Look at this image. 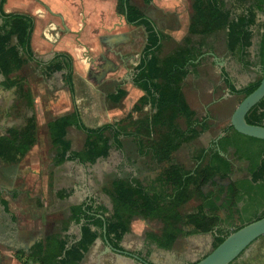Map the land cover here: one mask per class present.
<instances>
[{"label":"trees","instance_id":"obj_1","mask_svg":"<svg viewBox=\"0 0 264 264\" xmlns=\"http://www.w3.org/2000/svg\"><path fill=\"white\" fill-rule=\"evenodd\" d=\"M117 1V9L128 23L147 28L148 40L136 67L134 82L145 91L140 103H151L155 111L132 119L133 131L127 126L131 117L88 127L81 122L77 111L51 121L49 131L52 141L59 147L58 159L62 161L70 149L66 139L68 126L75 124L83 128L87 134L85 146L71 155L83 163H94L99 157L107 156L113 144L122 148V136L132 135L138 154L150 158V162L158 166L156 174L142 179L127 172L125 176L115 177L111 185L104 188L111 198L112 211L93 199L71 205L65 229L72 221L81 224V237L49 235L45 243L38 242L31 248L25 261L27 264H79L94 240L104 235V228L107 239L122 249L120 242L130 231L134 217L162 222L160 232L149 231L148 239L163 249H171L181 234L207 232L213 233V246L216 247L231 232L264 217V139L243 134L229 124L207 147L194 150V166L187 167L174 157L179 148L210 128L209 116L200 117L188 103L183 90L184 78L203 53L205 41L199 40L195 44L187 37L172 53L160 57L162 35L153 21L130 0ZM5 2L0 0V75L5 78L3 85L10 87L14 84L10 82L11 75L34 57L31 35L35 17L24 12H6ZM192 7L191 34L207 37L225 31L231 54L244 66L258 67L261 76L240 88L229 73L222 70L229 91L245 97L263 77L264 31L256 61L249 58L248 48L252 44L254 27L260 25L264 29V20L259 21V14H264V0H192ZM58 56L69 61L64 66L55 63L45 67L46 73L67 68L66 79L72 85V60L66 53ZM117 94L120 98L123 92ZM246 119L251 124L264 125V98L253 106ZM36 140L30 127H12L7 135H0V158L18 161ZM231 158L246 162V167H239L245 173L232 179L225 189L215 177L224 179L234 174ZM210 181L212 188L205 190ZM191 200H198L194 210L184 212L183 207ZM240 201L242 206L239 207ZM221 210L228 211L225 218Z\"/></svg>","mask_w":264,"mask_h":264},{"label":"crops","instance_id":"obj_2","mask_svg":"<svg viewBox=\"0 0 264 264\" xmlns=\"http://www.w3.org/2000/svg\"><path fill=\"white\" fill-rule=\"evenodd\" d=\"M184 1L189 2L191 5V13L188 17L183 15L181 18L182 13L180 12L182 6H184ZM130 2L138 6L161 32L160 57L172 53L184 43L187 37H190L195 44L199 41V36L204 37L190 33L193 14L192 0H152L149 3L144 0H130ZM117 5V0H6L4 3L6 12H24L35 17V26L31 35V48L34 57L26 63H34L47 77L45 67L55 63L64 66L69 59L66 60L65 57L58 56V54L66 53L72 60V85L66 79L67 68L52 71L49 73L47 80L49 90L52 92L54 88L58 87L60 96L64 99L61 100L60 104L50 102V117L48 115L38 116L33 104L37 100L26 97V102L29 103V110H26L29 111L30 116L25 119L21 118V115L15 117V124L0 132V135H7L12 127H30L37 138L29 150L32 151L39 144L38 132L40 131L38 129H42L40 127L42 122L46 126V133L54 151L50 165L51 173H49V161L46 172L42 170L44 165L41 166V162L33 165L32 172L38 180L35 182L42 184L38 190L28 192L26 190L19 191L17 188L12 187L0 188V264H27L25 261L28 254L32 252L31 248L38 242L45 243L46 238L52 234H59L62 237L75 234L79 238L80 224H75L72 221L68 229H65V222L70 215V206L91 199L96 200L97 204L106 205L104 202H99L92 194L82 192L83 189L85 190V186L83 187L85 182H90V177H86V169L94 168L96 164L100 165L101 162H104L106 164L101 167L105 171L111 167L117 169L112 178L113 180L115 177L122 176L123 168H130L132 175H137L138 167L142 166V164L138 165L139 161H144V164L151 163L150 158L138 154L136 140L132 135L122 136V148H118L113 144L109 154L105 157H99L94 163H83L80 159L73 158L71 156L73 152L81 151L84 148L87 136L86 131L75 124L69 125L67 128L66 139L70 142V149L67 151L65 158L59 161V147L52 141L49 131L51 121L70 115L74 111H77L81 122L88 127H97L104 123L122 119L116 117L120 115L121 106L124 107V104L127 111L128 105H130V111L126 112L124 117H131V120L140 117L135 115L138 109L145 114L155 111L151 103H140V98L145 95V91L134 82L136 67L141 61L143 49L148 40L147 28L142 24L128 23L125 16L119 13ZM159 13L165 15L164 19L161 16V21L164 23L166 22V16L173 17L172 24L174 26L170 32L167 27L160 26L156 19ZM1 23L2 18L0 17ZM263 31L264 29L261 31L260 37ZM174 33L181 37L179 43L169 51L164 52L166 41L180 38L177 36L175 38ZM204 43L203 53L194 61V65H192L194 67H191L186 77L190 73L197 74L195 66H198L199 63L203 64L207 55L211 56L212 59L214 58L213 45L209 46L207 42ZM223 69L224 67L220 70ZM4 81V76L0 75V88L4 91L17 92L19 94L18 98H20L19 101H23L22 96H20L22 81L13 82L14 84L10 87H5L3 85ZM119 91L123 92L120 98L117 94ZM115 95L117 96L115 97ZM0 97L4 99V96ZM187 101L198 112L188 98ZM4 109H6V106ZM9 115V106H7L4 118L9 117ZM128 129L133 131V127L129 126ZM79 138L82 139V144L77 147V139ZM129 149L135 152V156L131 152L128 153ZM28 152L18 161L0 158V167L3 164L5 166L20 164ZM116 156H118V160H115ZM110 162L115 165L110 164ZM73 166L79 167V175L77 176L79 178L74 182L71 181L73 180L71 176L73 175ZM49 194L52 198L51 204H49ZM108 198L111 199L110 196ZM64 204L67 207L66 214L59 218L58 227L53 230L49 225V217L56 215L58 206L62 207ZM30 207H32L31 210ZM107 207L112 211V206ZM221 215L224 217L223 214ZM134 225L135 223L132 221L130 231L122 239V244L128 248L141 231L135 230ZM185 229L189 230L190 228ZM142 231L144 234V230ZM181 235L179 240L182 239ZM200 236L195 241L198 242L202 238V234ZM208 239H204L205 242L198 245L200 247L199 251L207 247V243L213 241L211 233ZM104 240V236L100 235L93 248L82 261L83 264H137L135 261L128 260L127 257H118L115 254H111L113 260L110 259L109 254H105ZM188 251H190V248H188ZM173 259H171L172 263H175L176 260ZM255 264H264V259L256 261Z\"/></svg>","mask_w":264,"mask_h":264},{"label":"rangeland","instance_id":"obj_3","mask_svg":"<svg viewBox=\"0 0 264 264\" xmlns=\"http://www.w3.org/2000/svg\"><path fill=\"white\" fill-rule=\"evenodd\" d=\"M184 6L181 8V18L183 15L188 17L191 13V5L189 2H183ZM158 13V12H156ZM155 13V14H156ZM188 13V14H186ZM179 14V13H178ZM157 20L161 27L168 28L170 32L172 27L173 17L169 18L166 16V22L161 21V16L164 19L165 15L161 13L158 14ZM264 20V14L259 15V21L262 22ZM262 27L257 25L254 27V34L252 37V44L248 48L249 58L254 62L258 59L257 51L259 49L260 43V35L262 31ZM177 33H174V37L176 38ZM178 37V36H177ZM180 37V36H179ZM178 37V38H179ZM181 37L179 39H170L166 41L164 52L169 51L173 47L177 46ZM199 40L205 41L209 44H212L214 47V58L212 59L211 56H206L204 58V63H199L198 66H195L197 74L190 73L184 80L183 89L186 94V97L191 101V103L196 107L197 113L201 116L208 115V123L210 124V128L202 133L200 137L191 141L188 144H184L179 150H177L174 154V157L177 161L185 164L187 167H192L195 164L193 152L195 149L201 147H207L211 140L216 138L223 129L230 124L231 115L235 110L236 106L240 103L243 99V95L241 94H233L229 91L228 87L226 86L223 77L222 71L220 70L222 67L229 73L232 81L234 84L240 88L243 87L255 80H257L261 74L258 71V67L255 65L244 66L240 61L235 58L231 52L228 50L226 45V32L219 31L215 34H212L207 37H200ZM46 73V72H45ZM42 73L41 69H39L34 63H24L23 66L16 70L10 77V82H17L22 81V88H21V95L23 101H19L17 92L15 91H4L0 88V96H4V99L0 97V132L4 131L6 127L15 124V117H19L25 119L29 115V107L26 101V97H32L34 100V110L36 109L37 115H48L50 117L49 112V105L50 102L53 101V104H60L61 100L64 98L60 96V89L54 88L52 92L49 90V86L47 83L48 80V73ZM62 97V99H61ZM29 99V98H28ZM12 101V102H10ZM6 102V103H5ZM6 106V109L4 107ZM7 106H9V117L7 116L4 118V114L7 111ZM122 111L120 115H117L116 118H123L126 115V112L130 111V105L127 107L124 104L121 106ZM28 109V110H26ZM4 110V112H3ZM117 114V113H116ZM136 116H144L145 113L141 112L140 109L137 110L135 113ZM119 116V117H118ZM123 116V117H122ZM43 117V116H40ZM39 117V118H40ZM139 118V117H138ZM115 119V118H113ZM137 119V118H134ZM132 120L128 121L127 126L132 128L133 123ZM12 123V124H11ZM182 125L184 122L181 121ZM42 129H38V145L34 148V150L29 151L24 160L17 165H1L0 167V188L12 187L17 188L19 191L26 190L28 192L36 191L41 187V183H36L38 181L32 172V168L34 164L41 162V166L44 165L43 171L46 172L48 170V161H49V173H51V158L53 156V149L51 143L48 139V135L46 133V126L43 125L41 122ZM82 144V139H77V147H80ZM132 153L135 156V152L130 150L128 153ZM131 154V156H132ZM118 156L115 157V160H118ZM108 161V160H106ZM35 162V163H34ZM113 162V161H111ZM115 165L114 163H111ZM144 161H139V164L142 166L138 167V171L136 172L137 176L140 178L146 177L148 175L154 176L156 174L158 166L155 164H144ZM106 163L101 162L100 165L96 164L94 168L86 169L87 175L86 177H90V182H85L83 187L85 186V190L83 189L82 192L85 194H92L99 202H104L107 206H112V203L109 200L108 194L104 192L103 187L109 186L112 178L114 177L117 169L114 167L107 168V171L103 169L101 166L105 165ZM144 164V165H143ZM109 165V164H108ZM130 168H123L121 174L125 176V173L131 172ZM79 167L73 166L72 172L73 175L71 180H77L79 177ZM81 192V191H80ZM79 192V193H80ZM50 193V192H49ZM108 195V196H107ZM50 196V194H49ZM52 198L49 197V204H51ZM198 200H191L188 202L184 207V212L193 211ZM34 206V202H33ZM32 206V207H33ZM50 206V205H49ZM30 207V210L32 209ZM18 208V207H17ZM66 205L64 204L62 207L59 205L57 210V214L54 216L49 217L50 227L51 229H56L58 227L59 218L66 214ZM16 209V208H15ZM55 210V209H54ZM224 212L221 211V214ZM224 215V214H223ZM135 223V230H141L138 233L136 240H134L133 244L129 245L130 248H140L143 250L145 254L151 257L152 260L156 262H162L165 264H172L173 260L176 263H182L184 259V254H193L199 251V246L201 243H204L206 239L209 238L210 233H193L191 235H181L179 241L176 242L175 246L171 250H167L166 252L162 249H158L156 246L153 245H144V234L143 231H153L159 233L162 228V222L160 220L155 219H145L142 217H134L132 220ZM138 227V228H136ZM189 229V227H185ZM142 232V233H141ZM202 234V238L200 240L195 241L197 237ZM187 237V238H185ZM201 237V236H200ZM199 239V238H198ZM205 239V240H204ZM209 240V239H208ZM208 244V243H207ZM207 251H210L211 248L209 247ZM190 248V251H188ZM193 254L192 257H196ZM110 259H112L111 255H108ZM200 258V257H199ZM197 258V259H199ZM196 259V260H197ZM113 260V259H112ZM195 260V261H196Z\"/></svg>","mask_w":264,"mask_h":264},{"label":"water","instance_id":"obj_4","mask_svg":"<svg viewBox=\"0 0 264 264\" xmlns=\"http://www.w3.org/2000/svg\"><path fill=\"white\" fill-rule=\"evenodd\" d=\"M264 98V60L263 77L260 84L248 95L243 97L231 115L230 124L239 132L264 139V125L251 124L247 121L248 112L260 100ZM223 132L220 133L221 136ZM264 234V217L245 224L239 229L231 232L222 242L214 247L209 253L197 261L189 264H229L244 251L250 243ZM118 257H127L135 261L138 257L131 254L126 255L116 251ZM179 264V263H173Z\"/></svg>","mask_w":264,"mask_h":264},{"label":"flooded vegetation","instance_id":"obj_5","mask_svg":"<svg viewBox=\"0 0 264 264\" xmlns=\"http://www.w3.org/2000/svg\"><path fill=\"white\" fill-rule=\"evenodd\" d=\"M221 153L223 154V152H221ZM231 159H232V161L234 163V166H235V172H234V174L231 177H227V178H224V179H221L220 176H216L215 177V180L219 181L220 184L224 185L225 186V189H226L227 185L229 184V182L232 179H235L237 177H241L242 174L245 173V171H241L239 169V167H241V166L246 167V162H244V161H238V160H235L233 158H231ZM211 184H212V182L210 181L207 184V186L205 187V190H208V189L212 188V185ZM225 194L226 193H223V195H225ZM95 202L97 203L96 200H95ZM240 206H242V201L239 202V207ZM221 211L224 212L223 213L224 214V217L223 218H225L228 211L227 210H221ZM235 218H237V214L235 215ZM147 219H149V218H147ZM189 228H190V226H189ZM148 232L149 231H146L144 233V235H145L144 245L145 244H148V245L150 244V245L156 246L158 249H162L163 250V248L159 247L157 245V243H155L154 241H150V239H148ZM209 233H211L213 235L212 232H209ZM187 235H191V234H187ZM99 236L91 244V246L89 247L88 251L85 252V254H84V256H83V258H82V260L80 261L79 264L82 263V261L87 256V254L89 253V251L93 248V246L95 245V243H96L97 239L99 238ZM103 236H104V239H105L104 240L105 241V248H104V250H105V254L106 255L107 254H109V255H111V254L117 255L116 251H121L124 254L127 253L126 255L131 254L133 256L138 257V259H135V262L137 264H165V263H162V262H156V261L152 260L151 257L148 256L147 254H145L143 252V250H141L140 248H134V249H132V248L126 247L125 245L122 244V241L120 242L121 246L123 247L122 249L113 246V244L106 237L105 228H104V235ZM80 237H81V232H80L79 238ZM179 237H180V235L176 239V242L179 241ZM79 238H77V239H79ZM176 242L174 243V246H175ZM213 242H214V236H213V241L211 243L210 242L208 243V244H210L209 247L211 248V250L214 248ZM207 247H208V245H207ZM207 247H204L203 250L198 251L196 254L193 253V254H195L194 256H196V257H192L193 254H186L185 253L184 254V259L185 260H183L182 263H180V264L192 263L197 258H199V257L202 258V256L206 255L207 253H209L211 251V250L210 251H207L209 249ZM171 249H164V250H171ZM262 258L264 259V234L261 235L260 237H258L257 239H255L252 243H250L248 245V247L244 251H242L240 253V255L238 257H236L233 261H231L229 264H255L256 261L262 260ZM199 259H197V260H199Z\"/></svg>","mask_w":264,"mask_h":264}]
</instances>
